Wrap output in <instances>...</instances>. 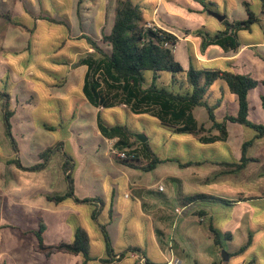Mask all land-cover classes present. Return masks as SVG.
I'll use <instances>...</instances> for the list:
<instances>
[{
    "label": "crops",
    "instance_id": "0c3cea01",
    "mask_svg": "<svg viewBox=\"0 0 264 264\" xmlns=\"http://www.w3.org/2000/svg\"><path fill=\"white\" fill-rule=\"evenodd\" d=\"M70 1L74 2V0ZM56 2H58V5H62L61 0H56ZM65 2L68 3L67 0H65ZM67 5H65L64 8L72 13L73 21H77V24L78 22L80 24V21H82L80 20L82 18L80 13L83 8V3L79 8V13L77 8V0H75L74 9L72 8V5L69 7H67ZM102 6L103 4L101 3L96 8H101L99 10L101 13L102 11H104L102 9ZM38 8H40L38 0H28V2L26 0H0V118L2 119V122L0 124V232H2L3 229L13 231L14 229L19 228V225H24V227H27L26 230L20 231L21 236H24L23 233H31L33 231H37L40 224H42L44 226L43 240H54V242L45 241L46 243H56L60 241L68 242L70 241L69 237L71 235L70 233L72 227L67 226L66 224L76 223V231L79 228L83 229L85 218L88 216L86 207L95 206L93 213L98 212V216L102 214L104 215L105 212H107L108 218L105 221L104 225H106L109 234L110 228H112L110 226L113 225L112 223L115 210L123 212L126 211L128 208L127 202L132 198L136 202L140 203V209L142 211H145L146 213V221L150 222L151 225H153L155 228L156 226L167 228L172 227L173 230H177L179 227H181L182 231H185L182 237L191 245H187L185 247V250L181 249V255L182 257H184V259L189 260L187 264H200L198 262V259L205 258H208L210 260V263L212 264V262L218 257V250L214 248L206 226L204 225L207 220L210 224H212L211 220H213L212 217L214 213L213 211L209 210V208L212 206L191 205L182 207L180 205V201L183 196L205 194L199 192L198 187L196 186V183L201 182L202 178H200L197 173L189 174L187 177L185 176L186 178H179L173 176L170 173H162L161 175H157L155 179L151 180L146 178V176L144 175L150 172H143L138 169L125 167L121 164H118L110 157L109 151L111 146L109 145L110 143H108V141H112L114 143L115 140H108L102 137L97 128V115L99 114L103 117L106 110L102 108H94L84 99L81 88L83 78L86 73V67H73V64L76 62L78 57L87 48L85 41L81 39L82 36H87L83 30L84 26L82 27V25H78V29L76 26H74V29H76L75 33L72 36L69 33L66 39L62 38L59 35L58 37L60 40V46L57 47L56 53L59 51L60 55L56 60H53L54 58L52 57L50 58L52 60V64L54 65L53 74H57L60 81L62 73L60 70L61 65H59V63H61L60 59H63L64 57L65 59L70 61V63L67 65L69 71L68 76L75 74V79L78 83L77 93H75V96L69 95L68 97V95L66 96L60 93H51L48 92L47 89H44V87H40V85L34 86L35 89H38V94L29 89L28 84H26V78L35 77V72L37 71V67H40V64L37 62V60H35L34 66L25 70L23 68L24 61L15 58L14 55L19 53H21L22 55L25 51H31L32 43L34 40L35 27L42 24V22L61 26V24L44 20L43 17H45V15L40 12L36 14L32 13V10L38 11ZM161 8L162 4L157 3L152 14L150 15L151 22H153L158 27L167 29L178 38V42L176 43L175 47V53H177L179 46H181L182 44H187L185 48V59H187V67L189 66V62L191 60L195 66L200 68L212 70H227L229 61H234L241 57H245L246 59H248L249 70L252 73H257V79L264 80V62L255 57V51L264 55V42H243V45L237 54L224 53L219 48L212 46L209 47L210 49H208V52L206 50V52L202 55L199 51L201 41L193 34L197 30V28H193L192 30L188 29L187 31H189V35L183 36V34H181L182 37H179L178 35L181 32L179 33L172 26L166 24L163 20L161 21ZM187 8L190 12L200 14L206 13L203 12V8L194 9L189 6H187ZM167 10L169 11L170 9L167 7ZM6 18L16 23V25L10 24ZM14 19H17V21H15ZM28 19L31 20L32 27L28 26ZM52 19L58 22L61 21L56 20L55 18ZM66 19L68 26H64L68 28V31H70V19L68 17H66ZM87 19H91V14ZM230 21L232 20L230 19ZM89 22L90 20L88 21V23ZM253 27L251 32L248 33L253 32ZM221 29V22H219V29L217 31H220ZM47 31L49 33L56 34V32L51 27H48ZM167 79H169V77H167ZM35 81H38V78ZM219 84L222 87L221 82ZM30 97L31 100L29 99ZM67 98L75 99L74 104L76 109L73 115L75 117V123L71 129L65 128V134H63V137H58L57 139L55 137V139H51L46 130L44 128H41L42 125H35L30 121L32 117L31 109L34 108L35 110L41 108L42 106L44 107V109H48V114L53 116V120L55 122L52 120V122L47 123L58 126L59 123L57 125L54 123H57L59 121L61 111L59 107V110L57 112L56 106H64L66 110L69 111V109L72 108L73 102H67ZM257 98L258 96L256 97V95L252 97V100L254 99L253 102L255 103L254 111L257 118L263 119V113L262 111H259L260 106L257 103ZM213 99L214 102L219 99L222 100L221 107L217 111L220 115L223 116L227 111V108L229 107L231 109H235L236 114L237 108L236 99L234 96L230 95L229 93H213ZM6 108H8V110L12 113V116L10 118L11 134L16 142L18 150L17 152L13 151L10 141L6 136L3 124V115ZM112 109H122L132 119H135L137 117L141 120H147L148 122L153 121L158 126L162 127L158 120L148 115L131 114L123 106ZM144 116L149 117L151 120L146 119ZM219 119H222V117H220ZM104 121L107 125H115L110 124L109 120ZM205 123L206 122L199 124L205 125ZM42 124H44V121ZM69 130H71L72 132L71 136H69ZM227 130L229 135L227 141L224 144L220 143L223 146L228 145V142L232 139V135L234 133H236L235 137H237L239 134L243 135L244 129L240 126L228 124ZM85 131H89V135L86 137L84 134ZM133 131H135L137 135H145L143 132H139L136 129ZM82 133L84 134V136H82ZM193 139L196 143L200 144L195 138ZM147 141L150 144L148 137ZM54 144L55 146L56 144H63V146L61 147V151L57 153L62 155L63 161L59 166L58 172L55 174L53 173V171L49 170V165L52 160L47 164L44 170L39 172L23 171L18 169L15 165L10 164V162L14 160L19 161L20 164L25 168L39 164L41 163L39 155ZM240 146L241 144L238 145L239 150ZM67 148L69 149V152ZM64 153L69 155L73 159L71 176L74 183V197L67 198L61 203L56 204L49 201L48 197L64 195L68 189L65 174L62 170ZM238 156L236 157L235 161L238 159ZM166 159L174 161V159L170 158H165L164 160ZM218 161L225 160H214V162ZM203 162L204 161H202V164L200 165L195 164L191 167H202L205 165L215 166L209 163L203 164ZM165 163L168 162H164L162 164ZM158 167L159 165L155 170H153V172H156L158 170ZM217 168L218 171L215 177H220L222 175L221 169L219 167ZM116 178L119 179L117 183ZM166 180H170V188L174 189L173 192L175 199L173 200V202L170 198V195L166 194L167 192L165 191L164 186H162L161 184ZM203 182L205 183V181ZM173 183L176 184V187H174ZM160 188H162V190H159ZM121 195L122 204H120L119 202L121 199ZM205 195L213 196L210 194ZM263 198V196L252 197L248 194H244L243 201H239L240 199H229L228 201H235V205H240L245 201ZM75 199L79 201L88 200L91 202H77ZM97 204H100V206H96ZM30 213L31 217H34V221L32 223L27 222ZM35 219L37 220L36 222ZM52 220H60L63 226L59 227L53 225L54 228L51 227L52 229L45 237L47 228L46 222L50 224ZM195 223H197V225H201L203 227V231L199 228L200 226L192 229L191 226H193V224ZM116 226V231L120 233L121 225L118 223L116 224ZM36 227L37 229H35ZM252 229V225L247 224V229L240 231L242 238L238 240L242 243H245L247 241L248 231H251L253 234L251 249H253L252 247L258 240L255 239L254 231ZM164 230V228H162L161 231H157L156 229L154 231V234L158 233L164 239ZM237 234L238 233H232V239L231 241H229L230 245H232V248L230 250L227 249L228 253H232L239 248L234 247V243L236 241L235 236ZM30 235L32 234H28L26 236ZM9 236L12 235L9 234ZM172 239L173 238L171 237L170 240L172 241ZM10 240L12 239L10 238ZM35 243L32 244V247ZM168 248L171 254L170 260L175 258L177 259L179 264H182L183 262L178 259L179 256L176 252H174L171 244H169ZM192 249L194 254H190V252H192ZM115 253L119 254L120 251ZM118 257L119 256H114L112 264H120L122 262H125L124 260H126V257L121 261L118 260ZM129 257L131 259L127 264H136L135 259L137 258V256L131 253L129 254ZM2 258L8 259L9 264H17V260L13 257L12 252L1 251L0 259ZM90 258L98 260L106 259V255L104 256L100 251L99 255H90ZM238 259L241 260L238 261L240 262V264L245 262V260L242 258ZM170 260L165 264H170ZM82 262L83 258L81 256H78L74 257V259L71 258L70 260H64V262L61 264H81ZM89 264L101 263L98 261H94L89 262Z\"/></svg>",
    "mask_w": 264,
    "mask_h": 264
},
{
    "label": "trees",
    "instance_id": "16d2710c",
    "mask_svg": "<svg viewBox=\"0 0 264 264\" xmlns=\"http://www.w3.org/2000/svg\"><path fill=\"white\" fill-rule=\"evenodd\" d=\"M83 1L77 0L78 13ZM259 1L260 5L264 6V0ZM197 2L202 5L203 12H218L215 4L202 0H197ZM38 3L39 7H42V0H38ZM242 4L245 8L246 18L230 21L226 14H222L226 18L221 22L222 29L220 31L210 32L202 27L193 33L201 41L199 51L202 55L212 46L219 48L224 53L237 54L243 45L239 33L251 32L253 26H260V13L254 12L248 1H244ZM154 8V4L141 5L135 0H115L114 18L110 32L108 34L102 33L100 41L85 35L81 37L87 48L78 57L73 67H86L81 88L84 99L94 108L107 110L123 106L131 114L148 115L158 120L163 128L172 131L174 134L189 135L202 145L224 144L229 136L228 124L248 129L253 132V136L241 144L239 156L235 162H203V164L209 163L219 167L222 175L241 173L250 163L257 162L248 157V152L257 140L264 138V80H259L253 76L248 67V59L245 57L229 61L227 70L200 68L195 66L191 60L189 66L184 68L175 53L178 38L167 29L158 27L151 22L150 15ZM144 9L149 11V14H146ZM43 19L68 26L67 19L60 22L47 16ZM7 21L16 25L9 19ZM148 24L153 26L148 28ZM188 33L189 31L186 30L183 36ZM102 44L106 47H103ZM255 57L264 62V55L261 53L255 51ZM60 61L59 65L67 66L70 63L64 57ZM163 73L168 74L167 82V77H161ZM218 82L222 84L219 89L221 93H229L235 97L236 114L226 111L222 116L217 112L221 107L222 100L210 102L214 93L211 92V88ZM256 90L259 91L257 103L259 102L261 107L263 119L256 117L255 103L250 98ZM196 108H203L206 111L211 125L210 129H205L203 124L196 121L193 116V111ZM11 116L12 113L6 108L3 115L5 132L13 151L17 152L16 142L11 134ZM220 117L222 119H219ZM42 128L53 132L57 126L44 122ZM97 128L102 137L115 140L114 149L126 151L132 155L129 160L116 161L125 167L151 172L164 162H175L182 169L194 165L192 162L182 163L178 160L161 159L148 141L142 142L137 138L135 131L121 124L107 125L99 114L97 115ZM62 146L63 144H56L54 147L47 148L39 155L41 163L34 166L25 168L19 161L15 160L11 161L10 164L27 172L42 171L54 155L61 151ZM72 161V157L64 153L62 170L68 189L64 195L48 197L49 201L58 204L67 198L74 197V183L71 176ZM75 200L83 203L91 202ZM239 201H243V199L240 198ZM217 203L228 207L236 204L235 201L205 194L183 196L180 201L182 207L191 205L214 206ZM98 214V212H94L92 218L96 220ZM99 229L106 251V259L99 260L90 258L89 236L84 229H77L73 242L46 243L43 240L44 226L42 224L37 231L23 234L24 236L32 234L36 237L37 242L33 245L32 251L46 259L62 254L73 257L82 256L83 262L81 264H89V262L94 261L101 264H112L114 256H119L118 260L121 261L127 254L141 252L139 248H129L116 254L106 225H99ZM206 229L214 248L217 250L224 249L228 253L224 246H226L225 242L231 241L232 233L218 229L210 223ZM252 242L253 234L248 231L247 241L236 251L228 253V262H224L221 253L218 252V257L212 264H230L232 258H241V255L245 254L251 247ZM140 259L144 264H153L145 258ZM1 263L2 259H0ZM2 264H9V260L8 263L3 262ZM242 264H255V262L247 260Z\"/></svg>",
    "mask_w": 264,
    "mask_h": 264
},
{
    "label": "rangeland",
    "instance_id": "374dc122",
    "mask_svg": "<svg viewBox=\"0 0 264 264\" xmlns=\"http://www.w3.org/2000/svg\"><path fill=\"white\" fill-rule=\"evenodd\" d=\"M28 2V0H26ZM61 0L62 5H58L56 0H42V7L37 10H32V13L36 14L38 12L42 13L45 16H49L51 18H55L56 20H64L66 17L70 19V31L64 25H51L47 22H42V24L35 27L34 40L32 43L31 51H25L22 55L21 53L15 54L14 57L20 60H23L24 66L23 68L26 70L28 68H32L34 66L35 60L40 64V67H37V71L35 72V77H27L26 84H28L29 89L38 94V89H35V85L40 87H44L48 92L51 93H60L62 95H73L77 93L78 83L75 79V74L68 76L69 71L68 67L65 65L60 66L61 70V79L59 80V76L53 74L54 65L52 64L51 57L57 59L59 57V51H57V47L60 46L59 35L66 39L67 36H72L78 25H82L83 30L87 36L90 38L100 41L101 34H108L111 30L113 24V12H114V4L115 0H86L83 2V8L81 10V19L80 24L77 21H73L72 13L67 10V7L72 5V8H75V0L71 2L70 0ZM137 3L141 5H151L155 6L157 3L162 4L160 19L163 20L166 24L172 26L176 31L180 34L179 37H182L186 30H192L193 28H202L205 27L208 31H217L219 29V21L209 15L208 12L204 14L190 12L187 6L194 9H202V5L194 0H135ZM203 2H210L216 5V9L220 14H226L231 20H240L245 18V8L243 6L244 1H248L251 5V9L254 12L260 13L259 20L261 22L260 26H254L253 32H241L239 37L240 40L244 43L247 42H264V6L260 5L259 0H202ZM103 4L102 13L99 11L101 8L96 9L99 4ZM167 7L170 9L167 10ZM146 8V7H144ZM172 8V9H171ZM146 10V9H144ZM146 14H149V11H145ZM91 19H87L90 17ZM84 18V19H83ZM76 19V17H75ZM74 19V20H75ZM17 21V19H14ZM90 22L88 23V21ZM28 26L32 27L31 20L28 19ZM51 27L56 34L49 33L47 28ZM188 33L187 35H189ZM193 36V35H192ZM75 38V37H74ZM187 44H182L178 47L176 57L184 66L187 68V59H185L186 53L185 48ZM103 47H106L102 44ZM210 49V48H208ZM207 49V52H208ZM217 49V48H216ZM215 68V67H213ZM253 76L258 77L257 73L253 72ZM162 78L168 77V74L163 73ZM38 78V81H35ZM166 78V82H167ZM218 82L211 88V92L217 91V93H221L219 91L221 85ZM48 86V88H47ZM259 93L256 90L252 93L250 97H252ZM31 100V97L29 98ZM67 102H73L72 108L69 111L66 110L64 106H56V111L58 112L59 107L61 111L60 119L56 130L46 131L47 134L50 135V138L63 137L65 134V128L71 129L74 125L75 117L73 116L75 113V99H68ZM254 101V99H253ZM211 103H214V99L210 100ZM259 103V102H258ZM46 106V105H45ZM30 107V106H29ZM53 107V105H52ZM29 109V108H28ZM259 111H261V107H259ZM32 117L30 121L40 126L44 122H52L53 116L48 114V109L41 108L35 109L32 108ZM227 111L231 112V114H235V109L227 108ZM256 115V113H255ZM194 116L199 123H205V129H210L211 125L208 122L207 113L203 108H197L194 111ZM146 119L151 120L149 117L144 116ZM137 118V117H136ZM132 119L127 115L125 111L122 109H108L105 111L103 115V120H109L110 124H121L127 126L129 129L138 130L139 132H143L146 137L149 138L150 144L154 152L161 159L170 158L174 160H178L182 163L192 162L194 165L196 162L201 163L202 161H214V160H225L235 161L236 157L239 155L238 145L246 142L253 136V132L243 128V135L239 134L235 137L236 133L232 135V139L229 140L228 145L223 146L221 144H213V145H202L198 144L194 141L193 137L189 135H179L174 134L170 130L162 128L158 126L156 123L148 122L147 120H141L139 118ZM54 121V120H53ZM2 119L0 118V124ZM55 122V121H54ZM62 126L61 128L59 126ZM42 128V127H41ZM72 132L69 130V136H71ZM85 137L89 135V131H85ZM82 133V136H84ZM76 140V139H74ZM55 144L51 147H54ZM68 152L69 149L67 148ZM248 157L255 159L257 162L250 163L248 167L242 171L241 173H236L232 175H221L220 177H215L218 168L216 166L205 165V166H194L188 169H180L175 162H168L165 164H161L158 167L156 172H150L144 174L148 179H155L157 175H161L162 173H170L173 176L179 178H186L189 174L197 173L202 181L196 183L198 187V191L216 196L225 200H238L240 198L243 199L244 194H248L252 197H264V138L257 140L253 148L249 150ZM63 161V157L60 154H55L52 161L49 165V170L53 171V173H57L59 170V166ZM125 169V168H124ZM204 173V174H202ZM186 176V177H185ZM119 181L116 178V183ZM205 181V183L203 182ZM164 186L167 195H170V198L173 200L174 197V189L170 188V180H166L161 183ZM174 184V183H173ZM176 187V184H174ZM120 204H122V195L120 199ZM100 206L97 204L96 206ZM140 203L136 202L134 199H130L127 202V210L119 211L115 210V214L113 217V225L110 226L109 236L111 238L113 248L115 252H121L127 250L129 248H139L140 253L135 254L137 258L135 259L136 264H144V262L140 259H147L149 262L153 264H165L171 259V254L169 251V244L174 249V252L179 256V260H181L182 264H187L189 260L184 259L182 257L181 249L185 250L187 245H191L186 242L182 237L185 231L179 227L177 230H173L172 227H160L156 226V228L151 225L150 222L145 219V211L140 209ZM88 216L85 218L83 229L87 232L90 241V255H99L100 251L105 256L106 251L104 247V242L102 239V235L99 229V225H104L105 221L108 218L107 212L103 215H99L96 217V220L92 218L93 210L95 206L86 207ZM209 210L213 211L214 215L212 217V224L218 229L227 230L231 233H238L235 238L236 241L234 243V247L238 248L244 243L238 241L242 238L240 233L241 230L247 229V224L252 225V230L254 231L255 239H258L254 246L248 249V251L241 255V258L245 261L250 260L254 261L255 264H264V198L263 199H255L242 202L240 205H233L231 207L221 205L217 203L216 205L209 208ZM5 218V217H4ZM34 221V217H31V213L29 215L28 223H32ZM37 220L35 219V222ZM49 222V221H48ZM75 222V221H72ZM120 224L121 231L118 233L116 231V224ZM46 233L45 237L48 235V232L54 228L53 225L63 226L60 220H52L51 223L46 222ZM86 224V226H85ZM27 225V224H26ZM67 226H71V235L70 241L73 242L75 238L76 232V223L66 224ZM205 226L209 225V221L207 220L204 223ZM20 227L14 229L13 231H8L3 229L0 232L1 242H0V252L7 251L12 252L13 257L17 260V264H61L64 260L74 259L73 256L58 254L56 256H52L49 259L44 258L40 255H35L32 252V244L35 243L36 237L34 235L30 236H21V230H26L27 227L24 225H19ZM22 226V227H21ZM200 226V227H199ZM52 227V228H51ZM199 227L201 230L203 227L201 225H197V223L193 224L191 228ZM165 230L164 239L158 233L154 234V231L157 229ZM184 228V227H183ZM37 229V227L35 228ZM168 230V231H167ZM53 231V230H52ZM203 231V230H202ZM11 234L12 236H9ZM166 237V238H165ZM173 238L172 241L170 240ZM10 238L12 240H10ZM166 239V240H165ZM54 242V240H45ZM175 241V243H174ZM226 246L224 248L230 250L232 245L230 242H225ZM222 250V249H221ZM221 250L218 252L221 253ZM190 254H194L193 249ZM222 256V254H221ZM82 257V256H81ZM140 257V258H138ZM240 258V257H238ZM232 258L230 260V264H240L241 261L239 259ZM129 254L126 256L125 262L120 264H127L130 261ZM177 259L173 258L170 260V263L174 264ZM8 263V260L2 258V263ZM178 262V261H177ZM200 264H211L208 258L198 259ZM238 262V263H237ZM1 263V264H2ZM179 264V263H178Z\"/></svg>",
    "mask_w": 264,
    "mask_h": 264
},
{
    "label": "built area",
    "instance_id": "2783aa9c",
    "mask_svg": "<svg viewBox=\"0 0 264 264\" xmlns=\"http://www.w3.org/2000/svg\"><path fill=\"white\" fill-rule=\"evenodd\" d=\"M4 1V0H2ZM153 25L152 24H148L147 27L151 28ZM108 143H110L109 145L111 146L110 148V157L114 160V161H125V160H129L131 159L132 155L129 154V152L126 151H118L116 149H114L113 147V142L112 141H108ZM159 190H162V188H160ZM172 264V262L170 263ZM174 264H178V262L176 261Z\"/></svg>",
    "mask_w": 264,
    "mask_h": 264
},
{
    "label": "water",
    "instance_id": "95a60500",
    "mask_svg": "<svg viewBox=\"0 0 264 264\" xmlns=\"http://www.w3.org/2000/svg\"><path fill=\"white\" fill-rule=\"evenodd\" d=\"M208 13H209V15H211L212 17L217 19V21H219V22L224 21L226 18L225 15H222L218 12L209 11ZM137 138L142 142L147 141V137L145 135H137ZM221 254H222L223 261L228 262L229 261V254L224 249L221 250Z\"/></svg>",
    "mask_w": 264,
    "mask_h": 264
}]
</instances>
